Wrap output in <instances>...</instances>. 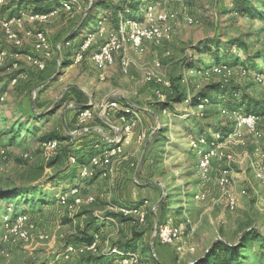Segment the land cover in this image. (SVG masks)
<instances>
[{
	"label": "rangeland",
	"instance_id": "rangeland-1",
	"mask_svg": "<svg viewBox=\"0 0 264 264\" xmlns=\"http://www.w3.org/2000/svg\"><path fill=\"white\" fill-rule=\"evenodd\" d=\"M9 1L4 0L0 8ZM72 1L71 10L62 11L48 22L27 24L25 28L17 29L22 39L19 48L6 38L0 28V51L6 52L5 60L0 64V151L2 149L6 151V158L0 153V187L21 181L22 174L37 165L45 167L43 180L58 169V166L47 167L48 160L55 152L41 148L38 139L40 133L36 136H28L26 131L32 132L34 126L44 128L58 125L61 121V113L64 110L65 115L70 113L74 109L75 102L81 99L87 100L92 105L96 102V109L109 100H118L122 104L124 102L142 108H150L153 104L157 113L156 118L145 115V125L142 128L137 125L133 129L134 133L139 128L144 134L145 142L150 139L147 150L151 154L147 161H145L147 152L145 154V162L143 161L142 165L145 173L143 178L138 179L142 185L133 183V176L138 167L137 161L126 175L102 177L95 186L92 185L95 180L85 179L80 182L78 175L74 183L81 186L84 194L94 195L95 201L84 203L72 212L58 207L56 202L53 208L45 207L42 212L35 213L37 215L31 219L34 228L31 229L29 241L12 243L2 241L3 221L7 213L6 204L2 202L0 204V264H48L54 260H60V264L75 263L79 256L65 261L58 256L65 245L72 243L70 240L79 235V228L85 226L91 214L103 218L109 212L117 213L112 209V205H117L118 202L127 205L134 203L130 200L134 193H136V203L144 204L148 212L145 224L124 217V220L117 221V225L114 223L109 226L103 225L99 230V240L101 248H104L112 243L129 241L136 233L140 234L141 238L136 242V250L141 255L140 264H151L155 254L161 256L163 246L158 242L156 231L160 226L161 214L163 219H167L169 212H172L176 221H182L184 213H187L197 228L192 236L186 238L188 248L182 251L183 253L173 245L174 254H179L172 260L173 264H193L217 239L238 244L244 231L250 226L264 234V182L256 172L258 156L260 152H264V135L257 137L248 131H243L240 138L226 140L222 149L231 157L226 158L224 162L214 163L212 179L203 185L198 172V155L193 157L196 151L192 142L197 140L202 132L210 137L215 129L229 127L232 120L223 112V108L226 107L224 101L219 102L220 104L211 103L200 109L194 106L190 108L182 101L173 102L169 97H173L175 93L173 79L180 74H184L182 83L191 87L192 96L204 86L220 80L218 76L205 78L201 72L184 68L185 59L193 58V61L198 59L194 49L198 41L217 36L221 40L243 37L249 44L248 51L235 47L228 53L238 52L241 60L245 62L231 66L235 68L243 66L247 69L246 73L237 69L236 74L227 83L229 88H236L241 92V96L246 94L251 98L264 100V83L256 84L253 81V72L264 68V57L256 58L260 54L264 55V19H251L247 15L235 12L234 8L240 0H157L163 8L177 10L181 14L178 19L167 25L169 38L159 45L146 43L145 50L141 54L131 50L129 74L123 73L119 61L109 70L101 73L90 60V52H84L81 58L76 57V52L82 43L81 39L89 31L88 27L78 35L74 47L72 42L63 46L66 37L77 26L74 24L85 19L92 5L98 0ZM109 1L112 7L124 4V1L121 3ZM255 2L261 4L258 0ZM95 10L103 12L99 5H95ZM9 14L10 11L4 17H9ZM184 14L195 17L197 22L192 25L186 23L183 19ZM0 15L3 16V13ZM110 16L113 20L112 14ZM112 20L110 21L114 22ZM113 27L115 28L114 25ZM29 30L34 32L43 30L48 36L53 49V57L48 61L50 67L48 71L37 69L28 58L38 56L33 38L27 36ZM97 45L95 44L94 48ZM63 57H66L69 63L73 62L71 67H61ZM156 60L162 62L161 71L170 85L144 82V72ZM254 62L259 65L254 66ZM15 71L19 72L20 76L16 83H9L8 76ZM50 74L49 79L43 80ZM194 84L198 85L195 90ZM4 86L5 89L2 90ZM158 90L163 97L156 94ZM56 105L61 110L45 124L44 122L50 119L46 114ZM164 105H167L166 111L162 109ZM140 117L144 122V118L141 115ZM96 123L95 120L91 121V126L97 125ZM259 129L264 132V117H261ZM16 133L17 140L11 143L10 138ZM77 137L86 138L82 135ZM25 153H29L31 158L24 160ZM154 155L155 158L152 160ZM224 167L230 169L237 189L247 190L246 194L239 195L238 207L233 211L227 208L226 198L215 181L216 174ZM139 171L142 173L141 168ZM105 180L117 186L119 192L114 191L113 185H110V190H104ZM150 182L156 192L153 196L142 193L143 188ZM128 186L130 191H127ZM59 189L49 183L46 187L47 196L55 198ZM198 191L206 194L207 199L204 202L194 200V195ZM36 209H38L36 204L26 203L17 209L16 214ZM41 232L48 234L49 238L40 240L38 234ZM246 249L244 260L246 264H264V239H254L249 242ZM167 260L165 262H171Z\"/></svg>",
	"mask_w": 264,
	"mask_h": 264
},
{
	"label": "built area",
	"instance_id": "built-area-1",
	"mask_svg": "<svg viewBox=\"0 0 264 264\" xmlns=\"http://www.w3.org/2000/svg\"><path fill=\"white\" fill-rule=\"evenodd\" d=\"M113 3H121L125 0H111ZM4 0H0V4ZM73 6L72 0H64L60 7L50 11H23L19 15L12 17H4L0 15V28L4 31L6 38L14 44L16 48L22 45V39L19 36L17 29L25 28L27 24L45 23L53 17L60 14L62 11L71 10ZM129 12V9H126ZM140 17L124 18L120 14V19L117 27L109 26L108 18L101 16L98 19L95 29L89 30L85 35L82 44L79 46L76 57L81 58L84 52L90 51L89 58L94 66L104 73L108 68L120 62L124 74H129L131 71V50L141 54L145 50L146 43L155 45L161 44L166 38H169L167 25L178 19L181 15L177 10H167L163 8L157 0L145 1L140 6ZM183 19L188 24H195L197 19L191 15L184 14ZM27 36L34 40L35 51L38 56L28 58L33 65L39 70H45L48 61L53 57V49L49 42L47 34L43 31H27ZM97 43H99L97 45ZM95 44L97 45L94 48ZM169 54V52H168ZM5 51H0V64L5 60ZM163 64L161 61H154L153 65L143 74L145 83H160L170 85L162 73ZM237 69L246 73V68L239 66L235 68L228 64H212L208 69L201 72L205 78L218 76L224 84L230 82L236 74ZM20 76V75H19ZM18 76V77H19ZM15 78L12 83H16ZM185 78L183 74V79ZM253 81L256 84L264 83V68L262 71L253 72ZM156 94L163 97V94L158 90ZM194 96V95H193ZM193 96L189 92L184 102L191 108ZM208 98H199L195 108H205L209 104ZM166 111V109H164ZM226 117L232 120L234 126L233 131L224 138L220 133H213V139L209 140L206 135H200L197 140H193L192 145L198 155V172L203 185L211 181L213 176V165L215 162H224L226 158L231 156L223 151V143L228 139L240 138L243 131H248L257 137H262L264 132L259 129L261 116L255 114H247L243 108H223ZM116 117L123 124L117 128L114 138H105L104 140L113 143V145L101 149L91 157L90 164L83 166L80 170V175L83 178L91 177L94 172L99 171L100 177H110L116 172V163L125 159L124 143L128 141L135 126L142 122L140 113L133 106L124 105L118 100H109L99 109L93 107H85L79 110L76 116V127L71 134L76 135L88 130V124L95 118L105 119ZM60 146L58 139H50L41 143V148L45 151H56ZM2 156L6 158V151H0ZM259 161L256 164V172L264 182V152H260ZM24 159H30L29 153L23 155ZM71 163L75 164L76 159L71 157ZM134 166L132 162L130 164ZM216 184L222 190L227 203V208L231 211L235 210L239 204V195L246 194V189H237V185L232 178V173L228 167H224L218 171L215 177ZM207 199L203 191H198L194 195V200L204 202ZM94 195L84 194L80 185L75 184L67 190L60 191L57 194L58 207L66 208L69 211H74L84 203H93ZM118 214L125 218H132L139 224H145L147 220V210L145 205H112ZM13 206L7 207V213L4 216L3 231L1 239L5 243L29 241L31 239V229L34 225L31 223L32 216L30 213H18L13 216ZM110 222L118 224L114 218L107 217ZM196 225L191 217L184 213L182 221H176L173 215H169L157 229L156 236L160 243L164 245H176L181 253L184 252L182 241L196 232ZM99 233H95V239L92 242L67 243L64 250L60 253L63 261L72 259L74 256L86 254H103L108 253L117 259L118 264H140L141 255L138 251H123L110 245L101 248ZM40 240L49 238L48 234L41 232L38 234ZM194 250V248H191ZM183 251V252H182ZM60 260H54L48 264H60ZM151 264H159L155 258Z\"/></svg>",
	"mask_w": 264,
	"mask_h": 264
},
{
	"label": "trees",
	"instance_id": "trees-1",
	"mask_svg": "<svg viewBox=\"0 0 264 264\" xmlns=\"http://www.w3.org/2000/svg\"><path fill=\"white\" fill-rule=\"evenodd\" d=\"M63 1L64 0H10L9 3L4 4L2 8H0V13L4 14L10 11L9 17H12L19 15L23 11H50L54 8L60 7ZM145 1L152 0H125L124 4L114 7L111 6L109 0L96 1L95 5L101 6L103 12L100 13L99 11H96L95 5L93 4L90 12L86 15L85 19H83L80 23L74 24V26H77L74 31L66 37L63 46L69 45L86 27L92 30L95 29L98 19L101 16H106L108 19L112 20V17L110 16L112 14V21H114L112 22V24L115 27L118 26L120 14H122L124 18L140 17V6L145 3ZM259 1L261 3L260 5L256 4L255 0H240L237 3L236 8H234V11L239 14L247 15L251 19H264V0H258V2ZM126 9H129V12H126ZM235 47L244 51L249 50V44L243 37H234L227 40H221L219 37L214 36L212 38L200 40L194 46L196 52L195 54L198 56V59L194 61L193 58L185 59L184 68L185 70L194 69L195 72L200 73L208 69L212 64L224 63L230 66L232 64L238 63L244 64L245 62L241 60L238 52H232L231 54H228L229 51H232ZM262 57H264L263 54L256 56V58ZM254 63V66L259 65L256 64V62ZM71 64H73V62L69 63L66 57H63L61 59L60 65L62 68H67ZM49 68V65H47L46 69L41 71H48ZM262 69L260 68L255 71H262ZM19 75L20 73L17 71L9 74V83H12V81ZM50 77L51 74L50 76L45 77L43 80H47ZM182 79L183 74H180V76L173 79V89L175 93L173 97L169 96L173 102H184L188 93H192L191 87L185 86L182 83ZM193 87V89L195 90L198 85L194 84ZM4 89L5 86L2 88V90ZM240 93L241 92L236 88L230 89L229 84H224L222 81L218 80L217 82H212L200 89V91L193 96L192 105L196 106L198 104L199 98H208L210 101L209 104H218L219 102L224 101V104L228 108L244 107V111L247 114H255L264 117V100H257L251 98L246 94H243L241 96ZM59 109L60 107L58 105L54 106V108H51L46 114L47 116H50V119L44 123L47 124L51 120V117L55 115ZM74 109L76 110L75 116H77V113L82 108ZM162 109H167V105H164ZM97 120L101 122L99 118H97ZM67 126L72 131L77 129V127L71 128L68 124ZM233 126V122H230L229 127L217 128L213 133H220L224 139L228 137V135L233 131ZM38 133H40V136H38L40 144L50 139H58L60 141L59 148L54 151V156H52V158H50L47 163V167L51 168L58 166V169L52 175L46 177V179L43 180L42 176L45 167L43 165H37L31 170L27 171L25 174L23 173L20 177L21 181L13 182L6 187H0V204L4 202L6 204V208L12 205L13 213L15 215H17L16 212L20 206L31 202L36 204L38 206V209L24 211V213H40L45 209V207L53 208L54 204L57 202V194H55V198L54 196H47L46 187L49 183L57 188H60V191H64L67 190L70 186L75 185L74 179L78 175L80 176V182L84 181L85 179L97 180L100 177L99 171L94 172V174L88 178H83L80 175L81 168L83 166L89 165L91 157L101 151H99L98 142L87 143L84 145L79 144L77 142L79 139L77 135H72L71 133H69L66 126H64L61 121L58 125H55L53 127L46 126L44 128H39L38 126H34L32 132L26 131V135L28 136H36V134ZM89 133L90 132H84L83 134L85 135L83 137L87 136ZM203 134L206 135L205 132H202L200 135ZM17 137V133L13 134V136L10 138V142H16ZM207 138L209 140H212L213 136ZM94 140L95 139H93V141ZM150 154L151 152L147 150L145 161H147ZM195 156H197L196 152L195 155L193 154V157ZM71 157H74L76 159L75 164L71 163ZM154 158L155 155L153 156L152 160ZM107 217L114 218L117 221L124 220V217L121 214L114 212H109L103 218L96 217L95 215L91 214L90 218L86 221L85 226L83 228H79V235L73 237L70 242H92L95 239V233H99L100 228L104 225L103 223L105 221H110ZM162 217L163 216L161 214V218H159V225L165 222L166 218L163 219ZM140 238L141 235L136 233L131 240L126 242L112 243L110 246L119 248L123 251H136V242ZM259 238L264 239V234H262V232H260V230H258L257 228L250 226L249 229L244 231L238 244H233L222 239H217L213 243L212 247H210V249L203 256L197 258L193 264H246L244 262V260L246 259V247L248 246L249 242H252L254 241V239ZM111 256L112 255L108 253L98 255H80L79 259L73 264H107V261L109 260V258H111ZM159 264L164 263L160 262Z\"/></svg>",
	"mask_w": 264,
	"mask_h": 264
},
{
	"label": "crops",
	"instance_id": "crops-1",
	"mask_svg": "<svg viewBox=\"0 0 264 264\" xmlns=\"http://www.w3.org/2000/svg\"><path fill=\"white\" fill-rule=\"evenodd\" d=\"M4 15H6V13H4L3 16ZM108 24H109V26H112L113 27V24H112V22L109 19H108ZM89 30H91V29L89 28ZM78 38H79V36H77L72 41L73 47L76 45V43L78 41ZM81 40H82L81 42H83L84 37H82ZM58 55H59V53H58ZM57 60H58V57H57ZM71 66H72V64L69 67H71ZM69 67H67V68H69ZM109 69L110 68H108L107 70H109ZM96 104H97L96 102H93V105H92V104L88 103L87 100H84L83 101L81 99V101L75 102L74 108H84L82 106H91L93 108H96ZM123 104L124 105H127L124 102H123ZM133 107L135 108V110H137L140 113V115L143 118H144L145 115L151 116L153 118H156V116H157V113L154 111L153 104L150 105V108H144V107L142 108V107L137 106V105H133ZM59 110H61V108ZM75 112H76V110L73 109L67 115H65V110L61 113V122H62V124L64 126H66L67 131L69 133H72L73 131L68 128L67 124L71 128L72 127H76V116H75ZM93 120H95L97 122L96 123L97 125H92L91 126V122H90L88 124V127H87L88 130H86V131L83 130V132L78 133L76 135H78V136H80V135L84 136L85 135V134H83L84 132H90V133L86 136V138L80 139L81 138L80 137L77 142L79 144H81V145H84V144H87V143H95V142H98V144H99V151L101 149H103V148H106V147H109V146L113 145V143H110V142H108V141H106L104 139L107 138V137L108 138H111V139L114 138V136L116 135V132H117V128H120L123 125L121 123V121H119V119L116 118V117H114V116L111 117V118L100 119L101 122H99L97 120V118H95ZM146 121H147V118H146ZM99 123L102 125V127H100V124ZM144 125H145V118H144V122H141L139 124V127L142 128ZM143 136H144V134H142L141 131L138 128V130L135 131L132 134L131 138L124 143L125 159H122V160H120V162H117V164H116V172L114 173V176H117V177L119 176L120 177V175L121 176L122 175H126L134 167V166H131L130 164L132 162L133 163L134 162L136 163V161H137L138 162V167H137V171L134 173V176H133V183H135L137 185H142L141 182L138 179H139V177L140 178H143V174L145 173V169H143L142 165H143V161H144V158H145V154L147 152L148 143H149V140H150V139L149 140H146L147 142H145L144 139H143ZM93 139H95V140L93 141ZM144 142H145V144H143ZM142 145H144L143 148L141 147ZM140 168L142 169V173H140V171H139ZM236 175L238 176L239 174H236ZM100 178H102V177H99L98 179H100ZM98 179L95 180V181H93L92 185L95 186L96 183L98 182ZM88 181H91V180H88ZM103 185H105L104 190H108V189L110 190L111 189V186L110 185H113V187H114L113 189H115L114 191L119 192V190H117V186H114V184H111V182L108 181V180H105ZM123 185H124V182H123ZM128 190L130 191V187L129 186L127 187V191ZM142 193H148L151 196H153L156 193L155 190L152 189V182L148 183L146 185V187L143 188ZM135 195H136V193H134V196L133 197L131 196L132 198H130V200H132V202H134V203H128V205H138L136 203L137 202V199L135 198ZM147 202L148 201H146V203ZM118 203L119 204H123V205H127L126 203H123V202H118ZM30 215L32 217H35L37 214L30 212ZM169 215H172V212H169ZM111 223L112 222H110V221H105L103 224L109 226V225H112ZM158 242H159V240H158ZM160 244H161L160 246H163V250H162V252L160 254L161 255L160 256L161 258L158 255L155 254L154 255V259L157 258V260H158L159 263L161 262V263H164V264H173L172 263V260H174V258L176 256H179V254L178 253H175L174 254L175 251H173L174 250L173 249V245H164L162 243H160ZM182 244H183L184 251H185L186 248H188L187 247V244H188L187 240L184 239L182 241ZM165 260H167L168 262L170 260L171 262L167 263V262H165ZM107 264H118V262H117V259L115 257H112V258H109V260L107 261Z\"/></svg>",
	"mask_w": 264,
	"mask_h": 264
},
{
	"label": "water",
	"instance_id": "water-1",
	"mask_svg": "<svg viewBox=\"0 0 264 264\" xmlns=\"http://www.w3.org/2000/svg\"><path fill=\"white\" fill-rule=\"evenodd\" d=\"M82 107H84V108H85V107H91V106H82ZM156 232H157V231H156ZM212 245H213V244H212ZM212 245H211V247H212ZM209 249H210V248H209ZM209 249H208V250H209ZM208 250H207V251H208ZM207 251H206V252H207Z\"/></svg>",
	"mask_w": 264,
	"mask_h": 264
}]
</instances>
